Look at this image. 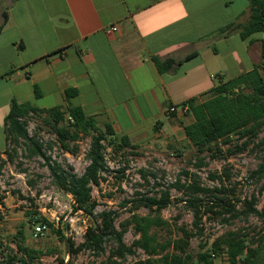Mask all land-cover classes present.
Instances as JSON below:
<instances>
[{
    "label": "crops",
    "instance_id": "0c3cea01",
    "mask_svg": "<svg viewBox=\"0 0 264 264\" xmlns=\"http://www.w3.org/2000/svg\"><path fill=\"white\" fill-rule=\"evenodd\" d=\"M250 10V0H0V149L13 100L80 107L139 147L187 138L194 118L182 106L262 62L264 33H221ZM155 58L178 64L161 73Z\"/></svg>",
    "mask_w": 264,
    "mask_h": 264
},
{
    "label": "rangeland",
    "instance_id": "374dc122",
    "mask_svg": "<svg viewBox=\"0 0 264 264\" xmlns=\"http://www.w3.org/2000/svg\"><path fill=\"white\" fill-rule=\"evenodd\" d=\"M215 82L216 85L220 84L219 80ZM44 119L45 116H32L27 130L30 136L43 145L49 163H57L67 172L84 174L89 165L86 155L91 138L78 143L70 142L72 149L79 150L73 155L62 148ZM183 135L181 132L177 140L147 147L122 149H118L119 143L111 145V139L108 138L104 143L107 170L101 174L100 185L93 186L96 204L94 219L99 221V214L103 211H116L118 216L115 225L122 231V224L132 217V213L161 217L167 224L163 227L154 226L150 231L160 244L180 237V229L183 228L197 233L193 211L182 202L186 200L185 192L176 187L191 183L186 173L195 175L193 177L201 187L226 190L225 194L215 192L212 195H200L205 203L209 202V197L214 200L218 195L232 200L237 210H240L243 208L242 201L255 197L258 208L264 207V175H255L264 160V128L243 152L229 154V149L233 150L245 141L235 140L234 137L231 145H223L224 154L216 158L208 152L199 153L187 138L183 139ZM6 152L12 154L13 161L8 160ZM2 154L6 164L0 170V264L7 263L8 258L14 256L18 258L15 264H22L19 261L21 258L26 260V264H135L145 260H150L151 264H162L157 261L172 251L168 249L161 255H149L134 247L135 254H127L122 258L114 255L118 244L111 238L104 243L102 254L90 249L70 254L69 242L62 236L70 239L76 248L85 241L86 231L93 224V219L75 210L73 197L57 185L46 158L29 156L23 140L18 145L10 141ZM212 175L217 178L213 179ZM166 191L171 194L172 204L159 216L155 210L135 208L134 204L128 203L143 195L160 197ZM215 211L222 210L215 208ZM43 219L51 225L44 223ZM226 219L230 222H225ZM37 225H46L44 236L35 237ZM199 227L203 232L192 239L189 249L195 256L201 251L212 249L217 239L235 232L247 237L250 247L262 246L264 258V220L258 216L232 219L224 211L221 215L209 213L203 216ZM138 239L140 235L136 234L133 226L128 227L123 238L125 245L131 247ZM20 246L28 249L30 255ZM216 258V264H230L227 253Z\"/></svg>",
    "mask_w": 264,
    "mask_h": 264
},
{
    "label": "trees",
    "instance_id": "16d2710c",
    "mask_svg": "<svg viewBox=\"0 0 264 264\" xmlns=\"http://www.w3.org/2000/svg\"><path fill=\"white\" fill-rule=\"evenodd\" d=\"M250 3L249 20L244 24L226 27L221 31L222 34L233 28L239 31L243 39L264 33V0H250ZM3 27L4 23L0 25V32ZM155 63L161 73L172 70L178 64L174 59L160 60L159 58H155ZM74 94H76L75 90L66 91L67 100L69 101ZM202 97L203 99L193 98L182 106L187 107L194 118L192 124L185 126V134L189 142L199 153L208 152L212 154L213 158H216L224 154L223 145H231L235 137V140L245 141L241 146L236 145L233 150L229 149V154L243 152L264 128V46L262 62L259 66L235 78L220 81V84ZM32 116H45V123L57 136L62 148L73 155H76L79 150L78 148L72 149L69 145L70 142L78 143L82 139L91 138V145L86 155L89 165L84 174L77 175L67 172L62 169L61 165L49 163L50 159L46 157L43 145L28 133L27 125ZM5 131L7 143L12 141L18 145L23 140L29 156L46 158L57 185L73 197L76 204L75 210L81 211L93 219V224L86 231L85 241L76 248L70 239L62 236L69 242L70 254L78 253L84 249L102 254L104 243L112 238L118 244L114 255L122 258L127 254H135L133 248L136 247L149 255H161L168 249H172L157 261L162 264H216V256L223 253L229 255L230 264H264L262 246L250 247L246 240L247 237L235 232L217 239L213 243L212 249L201 251L196 256L189 251L192 239L203 232L199 226L205 214L221 215L224 211L230 214L232 219L248 218L250 215H254L264 220V207L258 208V201L255 197L242 201L243 208L240 210H237L232 200L218 195L214 197V200L211 199L213 197H209V202L205 203L200 195H212L215 192L225 194L226 190L218 188L211 190L201 187L193 177L195 175L190 173H186V176L190 177L191 183L183 186L176 185V187L185 192L186 200H182V202H185L187 207L193 211L197 233L183 228L180 229V237L174 241L160 244L150 231L154 226L163 227L167 224L161 217L140 216L137 213H132V217L122 224V231H119L115 225L118 216L116 211H103L99 214V221H96L93 217L96 205L93 199V186L100 185L101 174L107 170L104 143L110 138L111 145L119 143L118 149L136 148L137 145L132 144L128 137L116 138L111 125L101 128L97 120L88 117L80 107L57 106L51 109H40L30 103H19L17 100H13L5 120ZM115 149L117 150V148ZM3 151L0 149V170L6 164L2 157ZM6 155L10 162L14 160L11 153L6 152ZM255 175L259 177L264 175V160ZM226 176L230 177L228 173ZM212 178L216 179L217 176L212 175ZM128 203L134 204L135 208L145 207L155 210L159 216L164 209L172 204V197L166 191L160 197L143 195ZM215 208H220L222 211H215ZM43 221L51 225L46 219ZM225 222L229 223L230 220L226 219ZM130 226H133L136 234L140 235V239L136 240L133 246L127 247L123 238ZM20 248L30 255L28 249L22 246ZM17 259L16 256L9 257L5 264H15ZM19 261L26 264V260L23 258ZM135 264H151V261H138Z\"/></svg>",
    "mask_w": 264,
    "mask_h": 264
},
{
    "label": "built area",
    "instance_id": "2783aa9c",
    "mask_svg": "<svg viewBox=\"0 0 264 264\" xmlns=\"http://www.w3.org/2000/svg\"><path fill=\"white\" fill-rule=\"evenodd\" d=\"M176 109L172 108L170 112H174ZM46 225H37L35 227V237H42L45 235ZM230 263V260H229Z\"/></svg>",
    "mask_w": 264,
    "mask_h": 264
}]
</instances>
